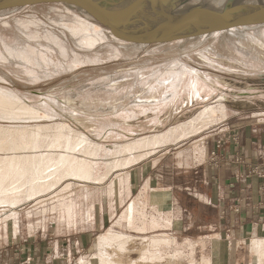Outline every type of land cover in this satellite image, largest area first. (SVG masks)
<instances>
[{
    "label": "rangeland",
    "instance_id": "rangeland-1",
    "mask_svg": "<svg viewBox=\"0 0 264 264\" xmlns=\"http://www.w3.org/2000/svg\"><path fill=\"white\" fill-rule=\"evenodd\" d=\"M212 1L214 0H188L187 5L203 6ZM6 13L0 18V49L2 48L4 55V44L8 48L11 45L16 48L28 45V51L32 53L29 55L30 59L34 55L40 62L48 58L45 59L47 66L43 65V71H38L36 67L34 69L27 61H22L28 63L26 67H20L9 58L8 62H0V89L13 93L18 102L37 111V117H29L15 109V106L0 104V159H11L14 156L15 159H22V163L14 161L17 163L15 168L20 173L26 171L29 174L27 172L31 170L29 167L34 158L50 156L57 160L67 152L66 147L70 144L71 150L67 152L70 159H85L93 179H81L79 176L60 178L61 172L50 174L47 181L55 183L54 180L58 179L59 183H55V186L44 193L32 196V200L21 199L17 194L24 188H7L5 203L0 204V264H33V258L23 250L26 245L23 241L28 244L30 240H37L48 248V244L54 240L51 235L57 234L65 239L68 248L72 245L71 237H79L87 230L95 234L93 239L96 242L100 237L107 238L110 234L115 237L100 245L99 253L95 246L89 253V249L79 248L74 249L77 251L71 255L68 252L57 254L54 250H51V254L64 264H99L101 259L94 262L93 257L100 254L103 255V262L122 264L116 262L112 254L116 258L124 256L128 252L127 244L119 243L117 233L112 230L102 234L112 227L109 203L111 202L112 208L118 201H127V195H124L123 201L119 199L126 193L130 169L143 166L148 170L155 159L163 155L172 158L180 151L186 154L185 158L193 159L195 152L208 141L215 139V148L217 141L223 144L224 136L237 126L243 124L247 127L242 128H249L255 133L264 126V27L242 29L238 32L239 39L230 43H222L212 33L183 42H173L174 44L142 45L137 50L126 48L128 44L119 41L114 44L121 46L116 57L108 55L112 49L109 46L107 48L106 43L100 44L103 48L96 49L98 53L96 50L82 53L70 42L68 46H63L65 52L57 50L47 54L45 51L48 43L43 40V32L51 30L60 35V27H56V22H64H61L60 15L67 18H63L67 26L84 23L93 24L95 30L105 28L80 10L64 5L28 7ZM16 20L33 24L28 25L29 30L21 28ZM38 33L42 34L39 35L40 38L35 37ZM245 52H249V55L245 56ZM73 55L78 58L76 68L63 71L53 68L58 64H70ZM97 57H100L98 62L94 60ZM174 65L176 68L184 65L187 69L197 71L202 80L207 78L209 82L200 81V84L213 87L211 90L214 91L209 99L188 101L186 79L177 99L171 104H160L154 109L144 107L145 110L143 107L134 108L132 111L135 115H130L127 111L131 109V105L127 103L129 96L141 97L150 90V86L156 85L158 79L163 80L168 73H173ZM164 90L165 88H160L155 95L159 97ZM0 94L5 95L1 90ZM218 96H223V102H217ZM68 101L70 104H67ZM110 103L121 106V109L109 112L100 110L101 106ZM205 109L215 111L206 115L203 114ZM45 112L54 117L51 118ZM87 137H91L92 143L101 145L98 154H94L89 143L83 141ZM153 138L159 141L145 148H138L134 159L127 153L122 156L115 154L119 147L132 145L137 141H153ZM32 140L36 145L31 144ZM83 150L89 153L85 157L81 154ZM33 185L32 191L38 188L43 190L45 186L37 183ZM111 197L114 200L111 201ZM16 198H19L18 202L15 201ZM114 209H117V205ZM123 211L124 209L121 213ZM45 253L48 256V252ZM138 254L140 253L132 258H137ZM157 256L153 254L151 258L156 259ZM145 257L142 252L141 258Z\"/></svg>",
    "mask_w": 264,
    "mask_h": 264
},
{
    "label": "crops",
    "instance_id": "crops-1",
    "mask_svg": "<svg viewBox=\"0 0 264 264\" xmlns=\"http://www.w3.org/2000/svg\"><path fill=\"white\" fill-rule=\"evenodd\" d=\"M242 127L247 126L227 133L219 150L213 139L193 159L180 151L155 159L148 170L129 168L126 193L119 199L127 195V201H118L117 209L109 203L112 227L102 234L128 235V252L118 258L112 254L116 262L264 264V126L256 133ZM89 231L71 237L68 248L61 235L53 234L48 248L28 240L23 250L33 264H64L51 250L71 255L87 248L89 253L97 244Z\"/></svg>",
    "mask_w": 264,
    "mask_h": 264
},
{
    "label": "bare ground",
    "instance_id": "bare-ground-1",
    "mask_svg": "<svg viewBox=\"0 0 264 264\" xmlns=\"http://www.w3.org/2000/svg\"><path fill=\"white\" fill-rule=\"evenodd\" d=\"M217 1H222V0H214L212 2H210L209 4L215 3ZM17 9H21V8H16V9H10L4 12L0 13V18L4 17L5 15H7L6 12L8 11H13V10H17ZM50 10H55V9H50ZM5 13V14H4ZM46 17V16H45ZM60 17L62 18L61 22L64 21L62 24H58L59 22H56L57 24V29L58 27H60L59 33L60 35H56L55 32H52L51 30H45L43 32V36L42 34L40 35L39 33L35 36L36 38H40V36L43 37V40H45L47 43L46 45V53L50 54L52 51H57V50H61L64 51L63 46H68L70 44V42L74 45L75 48H77L78 50H80V52L85 53V52H91L92 50H96L99 48H103L102 46H100V44H105V46L110 47V49H112L108 55H110V57H116V55L119 54V48H121V46L119 45H114L116 43L119 42V40H117L116 38L112 37L109 32L105 29H100V30H95L96 27H94L93 24H84V23H78V21H76V23H78L77 26H67L65 23V18L64 16L60 15ZM38 18V17H37ZM64 18V19H63ZM28 19V18H27ZM67 19V18H66ZM16 23H18V25L21 26V28H25V29H29L28 25L33 24L32 22L27 23V22H22L19 20H16ZM53 23V22H52ZM54 24V23H53ZM19 26V27H20ZM12 27V26H11ZM38 27V26H37ZM259 27H264V26H258V27H250L248 29H252V28H259ZM32 28V27H30ZM41 28V27H40ZM54 28V27H53ZM49 29V27H48ZM55 29V28H54ZM242 29L245 28H237V29H229V30H224V31H220V32H216L214 33V35H216V37L218 36L220 38V41L223 42H235L236 39H239L238 37V32ZM247 29V30H248ZM30 30V29H29ZM32 30V29H31ZM39 30V29H37ZM42 30V29H41ZM1 32V30H0ZM15 32V31H13ZM26 32V31H25ZM31 32V31H30ZM39 32V31H38ZM7 33V32H6ZM16 33V32H15ZM27 33V32H26ZM264 34V32H262ZM261 33V35H262ZM2 34V33H1ZM0 34V35H1ZM12 34V33H11ZM19 34V33H17ZM40 35V36H39ZM3 36V35H2ZM21 36V35H20ZM17 37V36H16ZM218 40V38H216ZM17 40V39H15ZM19 40V39H18ZM42 40V42H43ZM23 41V40H22ZM35 41V40H34ZM32 41V42H34ZM216 41V40H215ZM36 42V41H35ZM40 42V41H38ZM17 43V41H16ZM15 43V44H16ZM27 43V42H24ZM41 43V42H40ZM13 44V45H15ZM19 44V43H18ZM21 44V43H20ZM23 44V43H22ZM21 44V45H22ZM45 44V42H44ZM174 44V43H173ZM17 45V44H16ZM226 45V44H225ZM233 45V44H232ZM235 45V44H234ZM28 45L24 46V47H20V48H16V47H12L8 48L6 46V44H4V49H5V55L3 53V51L0 49V62L1 61H7L8 62V58L10 60H14L16 63H18V65H23L26 67V65L24 62L22 61H27L30 62L33 66L34 69L37 68L38 71H43V65L47 64V62H45V59L48 58L46 57L45 59H43V62H40L41 60H39L37 58V56H31L32 58H29V55H31L32 53L30 51H28ZM104 46V47H105ZM231 46V45H230ZM142 45H130L128 44V46H126V48H134L135 50L137 49H141ZM236 47V46H235ZM38 50V49H37ZM41 50V49H40ZM43 51V52H44ZM139 51V50H138ZM37 52V51H36ZM65 52V51H64ZM97 52V50H96ZM102 52V51H101ZM98 53V52H97ZM34 54V53H33ZM37 54V53H36ZM39 54V53H38ZM244 54V53H243ZM78 55V54H77ZM82 55V54H81ZM78 55V56H81ZM249 55V52H245V56ZM83 56V55H82ZM42 56H40L41 58ZM69 57V55L67 56ZM119 57V56H118ZM100 57L95 58L94 60L96 62L99 61ZM25 59V60H24ZM34 59V60H32ZM108 59V58H106ZM111 59V58H109ZM101 60H105V59H101ZM6 62V63H7ZM50 62V61H49ZM13 64V61L11 62ZM78 58L76 55H73V58L71 60L70 64H58L57 66H54L53 68L55 69H59L61 71L63 70H70L71 68H76L78 65ZM50 64V63H49ZM173 64V63H172ZM178 64H180L178 62ZM14 66V65H13ZM17 66V65H16ZM28 66V65H27ZM30 66V65H29ZM47 66V65H46ZM31 67V66H30ZM36 67V68H35ZM172 67V66H171ZM173 73H168L167 78L165 77V79L163 78V80L158 79L156 81V85L155 86H150V90L146 91L141 97L139 96H129V100H128V104H130V110H127L128 113L130 115H135V112L132 111L134 108H139V107H143L142 109L145 110V108H155L158 105H162L164 103H170L176 98V96H178L177 94L179 93V90L182 88L185 80H186V84H185V90H186V96L188 98V101L192 102L193 100L196 101V99L198 100H202V101H207L209 99V97L212 95L211 93L214 91H212L211 89L213 87H208L206 85H202L200 84V81H205V82H209L207 80V78H205V80L200 79L202 78L197 71L193 70V69H187L184 65H179L178 68H176L177 66L174 65L173 66ZM18 68V66L16 67ZM51 68V67H50ZM19 69V68H18ZM33 69V68H32ZM41 69V70H40ZM49 70V69H48ZM192 71V72H191ZM50 72V71H49ZM166 73V74H167ZM49 74V73H47ZM107 80V79H106ZM105 80V81H106ZM102 82V81H101ZM107 82V81H106ZM113 82V81H112ZM102 84V83H101ZM96 85V84H95ZM94 85V86H95ZM103 85V84H102ZM100 85V86H102ZM107 85V84H106ZM136 85V84H135ZM99 87V86H98ZM136 87V86H135ZM140 88H142V85L139 86ZM97 88V87H96ZM114 88V87H113ZM160 88H165L164 91L161 92V94H159L160 96H156L155 94L159 93ZM5 95L0 94V104H5L6 107L10 106V107H16L15 109H17L18 111H20L22 114H24L25 116H29V117H37V111H34V109L25 106L24 103L18 102L15 99V95L7 90H3L0 89ZM116 90V89H114ZM109 91V90H108ZM112 92V91H111ZM210 92V95L208 94ZM98 93V92H97ZM110 93V92H109ZM116 93V92H115ZM108 94V93H107ZM105 95V94H103ZM118 95V94H117ZM125 95V94H124ZM123 96V95H122ZM128 96V95H127ZM126 96V97H127ZM109 97V96H108ZM107 97V98H108ZM111 97V96H110ZM213 97V96H212ZM118 98V97H117ZM128 98V97H127ZM179 98V97H178ZM109 99V98H108ZM125 99V98H124ZM177 99V98H176ZM85 100V99H84ZM110 100V99H109ZM115 100V99H112ZM122 100V99H121ZM217 102H223V96H218L217 97ZM22 101V100H21ZM117 101V100H116ZM110 102V101H109ZM107 102V103H109ZM54 103V102H52ZM104 103V102H102ZM114 103V102H113ZM122 103V102H121ZM120 103V104H121ZM55 104V103H54ZM67 104H70V102L68 101ZM90 104V103H89ZM119 104V105H120ZM127 104V105H128ZM59 105V104H58ZM111 105V103L109 104ZM108 104L106 106H101L100 110L103 112H109V111H115L116 109L120 108L121 106H116V105H111L109 106ZM69 106V105H68ZM126 107V106H125ZM124 107V108H125ZM145 107V108H144ZM160 107V106H159ZM127 109V107H126ZM129 109V108H128ZM215 110L213 109H205L203 114L206 115H210L214 112ZM46 114L50 115L51 118H53L54 116L51 115L49 112H45ZM37 128V127H36ZM61 129L64 130V127H61ZM60 129V130H61ZM38 131V130H37ZM36 134V133H35ZM38 134V132H37ZM61 134V133H60ZM95 137V136H94ZM91 138V137H90ZM89 137H87L85 140V142L89 143L88 146L91 147V151H93V153L98 154L101 150L100 146L98 143H92V140ZM159 140L157 138H153V141H137L132 145H127L124 147H119L120 149H118V151L115 152V154L122 156L123 154H128L130 156V158L136 157V154L138 152V148H145L147 146H150V144L154 143V142H158ZM13 142V141H12ZM26 142V141H25ZM81 143V141H79ZM24 143V142H23ZM56 143H60V142H56ZM17 144V143H15ZM32 145H36V142L32 140ZM6 145V144H5ZM22 145V144H21ZM70 145V144H69ZM66 147V151H70V146ZM2 146V145H1ZM24 146V145H23ZM84 146V145H83ZM5 148V147H4ZM10 149V148H9ZM36 149V148H35ZM28 151V150H27ZM45 151V150H44ZM48 151V150H47ZM33 152V151H32ZM65 153L64 155H62L61 157H59V159L55 160L53 157L50 156H46V157H37L34 158L32 163H31V167H29L31 170H29V174L25 173H20L18 172V170L15 168L17 167V163H15L14 161H17L19 163H22L23 160L22 159H15L14 157L11 159H0V204L5 203V199L7 198V188L14 187L15 189H19V188H24L25 190L22 191H18L17 194L22 197L21 199H30L32 200V196L38 194V193H44L46 190L48 191L50 188H52L53 186H55V183H59L60 180L55 179L54 182L52 183V181H47L49 180L48 177L50 176V174H54V173H59L61 172L60 178H65V177H77L79 176V178L81 179H93L92 177V172L91 170L88 168V162L85 159H81V160H77L75 157L73 159H70L68 153ZM82 155L85 157V154H89L87 152V150H83L81 151ZM44 153V152H43ZM45 154V153H44ZM33 155V154H32ZM42 155V154H40ZM135 155V156H134ZM25 156V155H23ZM10 157V156H9ZM21 158V157H19ZM28 158V157H27ZM28 160V159H27ZM25 161V160H24ZM30 162V161H28ZM27 164V163H26ZM61 164V165H60ZM60 165V168H59ZM20 166V165H19ZM18 166V167H19ZM23 166V165H22ZM61 166H63V168H61ZM54 167V168H51ZM21 168V167H20ZM16 169V170H15ZM20 170V169H19ZM25 170V168H24ZM53 176V175H52ZM66 179V178H65ZM39 184L44 186L46 183V185L44 186V189H37V190H33L31 188V185L33 184ZM34 186V185H33ZM36 188V187H35ZM11 193V192H10ZM14 199V198H13ZM17 199V198H16ZM19 199V198H18ZM18 199L15 200L16 202H18ZM10 201V200H9ZM20 201V200H19ZM15 205V204H14ZM17 205V204H16ZM110 232V231H109ZM109 235V233H108ZM114 235V234H113ZM118 236V241L119 243H124V244H128L129 238L125 235L122 234H117ZM114 236H112L110 234L109 237H100L97 245H96V251L99 253L100 252V245L107 243L108 241L112 240ZM116 239V238H115ZM143 239V238H142ZM149 239V238H148ZM155 239V238H154ZM159 239V238H158ZM152 240V239H151ZM161 240V239H160ZM116 241V240H115ZM156 243H154V245H160V241H155ZM118 243V242H117ZM162 243V242H161ZM168 243V242H167ZM107 245V244H105ZM112 245V244H111ZM162 245V244H161ZM124 247V246H123ZM127 247V246H126ZM153 251V250H152ZM97 253V254H98ZM148 253V252H147ZM152 253V252H151ZM150 254V253H148ZM155 254V253H154ZM103 255H98L94 258V262H98L100 259V261L98 262L99 264H106L107 262H103ZM151 256L153 257V253L151 254ZM155 257V256H154ZM106 258V257H105ZM108 258V257H107ZM144 259V258H143ZM153 259V258H152ZM157 259V257H156ZM155 260V259H153ZM152 260V261H153ZM93 261V260H92ZM105 261V260H104ZM112 262V261H111ZM110 263V262H109ZM108 264V263H107Z\"/></svg>",
    "mask_w": 264,
    "mask_h": 264
},
{
    "label": "water",
    "instance_id": "water-1",
    "mask_svg": "<svg viewBox=\"0 0 264 264\" xmlns=\"http://www.w3.org/2000/svg\"><path fill=\"white\" fill-rule=\"evenodd\" d=\"M188 0H0V13L16 8L64 5L86 14L119 41L166 45L212 33L264 26V2L222 0L187 5Z\"/></svg>",
    "mask_w": 264,
    "mask_h": 264
},
{
    "label": "built area",
    "instance_id": "built-area-1",
    "mask_svg": "<svg viewBox=\"0 0 264 264\" xmlns=\"http://www.w3.org/2000/svg\"><path fill=\"white\" fill-rule=\"evenodd\" d=\"M221 147H222V144H221L219 141H217V144H216V148H215V149H216V150H219ZM211 155H212V157L215 158L216 153L213 152Z\"/></svg>",
    "mask_w": 264,
    "mask_h": 264
}]
</instances>
